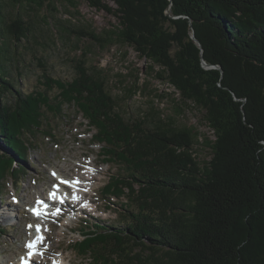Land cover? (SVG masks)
I'll return each mask as SVG.
<instances>
[{
  "label": "trees",
  "instance_id": "1",
  "mask_svg": "<svg viewBox=\"0 0 264 264\" xmlns=\"http://www.w3.org/2000/svg\"><path fill=\"white\" fill-rule=\"evenodd\" d=\"M61 1L73 15L78 0ZM85 1L118 24L94 33L57 18L55 0H0V191L22 176L37 133L54 137L47 112L62 117L74 106L101 161L118 166L101 195L120 209L117 222L83 220L77 256L92 264H264V0ZM51 18L60 34L128 45L159 66L157 78L180 96L174 114L152 108L125 118L103 71L83 59L72 79L43 70L44 89L22 93L10 79L20 61L12 46L46 41ZM189 103L213 131L204 138L208 160L196 157L200 133L176 123Z\"/></svg>",
  "mask_w": 264,
  "mask_h": 264
},
{
  "label": "rangeland",
  "instance_id": "2",
  "mask_svg": "<svg viewBox=\"0 0 264 264\" xmlns=\"http://www.w3.org/2000/svg\"><path fill=\"white\" fill-rule=\"evenodd\" d=\"M113 8L116 5L107 0ZM57 18L69 19L72 26L100 33L118 24V19L105 10L91 7L85 0H78L73 15H67L61 0H55ZM50 30L47 39L40 43L20 41L17 48L12 46L14 57L20 58L17 67H12L10 79L22 93L35 89L43 90L41 74L43 70L55 78L70 80L76 75V64L84 60L87 67L103 71L107 86L113 95L119 96L120 110L125 118L137 119L149 114L150 109L158 110L163 116L174 114L173 107L180 101L179 93L167 82L157 78L161 68L152 64L135 49L124 44L110 45L105 48L90 37H78L72 31L60 34L56 30L54 19H49ZM86 52V56L82 53ZM21 53L22 57H19ZM73 76V77H72ZM46 87V86H45ZM48 93H55L53 89ZM130 95V96H129ZM9 99V98H8ZM64 116L54 117L47 112L49 124L54 128V137H44L37 133V146L29 152L24 162L23 174L17 182L8 178L0 191V264H18L25 247V241L33 231L34 221L26 207L35 205V197L47 193L52 176L56 171L67 177H79L81 174H94L95 180L82 206L61 221L51 220L53 229L49 231V257L44 256L48 264H92L89 258L77 256L74 243L81 237L78 234L83 228V220H102L117 222L116 210L119 205H107L101 197L103 185L108 176L118 170L116 164L101 161L99 145L91 144V132L85 121L76 113L74 106L63 108ZM204 112L192 103L183 106L182 115H176L179 126L194 127L199 133L201 144L196 145L198 160L210 158V148L204 138L214 139L213 131L204 120ZM45 124V123H44ZM46 129V127H45ZM94 160L95 166L86 173V164ZM13 196L20 200L13 203ZM116 202V200H114ZM78 207L85 210L80 212ZM68 224L69 226H67ZM32 225L33 227H29ZM71 227V229H69Z\"/></svg>",
  "mask_w": 264,
  "mask_h": 264
},
{
  "label": "snow or ice",
  "instance_id": "3",
  "mask_svg": "<svg viewBox=\"0 0 264 264\" xmlns=\"http://www.w3.org/2000/svg\"><path fill=\"white\" fill-rule=\"evenodd\" d=\"M55 175V173H54ZM60 183L62 184H66V185H69V186H74V185H78L80 183L79 179H75V180H63L61 179ZM53 188H54V191L50 192L49 193V198L50 199H53V200H59L61 203H63L64 199H65V196L67 194H64V195H59V184L57 185H53ZM73 199H78V197H76L75 195L73 196ZM38 203L40 204H44L45 202L44 201H38ZM60 209H56V213H59ZM33 213L37 216L41 215L42 213L38 210V209H33ZM29 227H33L32 225H29ZM35 228L37 230V232L39 233L40 230H41V226L40 225H35ZM43 241V236H40L39 237V240L35 243H39V242H42ZM35 243L34 242H30L27 247L29 249H35ZM33 254H40L42 255V253H39V252H33V251H30L29 252V257L32 256ZM25 264H31L30 261H26Z\"/></svg>",
  "mask_w": 264,
  "mask_h": 264
},
{
  "label": "water",
  "instance_id": "4",
  "mask_svg": "<svg viewBox=\"0 0 264 264\" xmlns=\"http://www.w3.org/2000/svg\"><path fill=\"white\" fill-rule=\"evenodd\" d=\"M192 38H193V40H194L195 42H197V44L200 46L199 41L195 38L194 35H192ZM202 62H203L202 64H203V67H204V68L214 67V66H212V65H210V64L205 63L204 61H202Z\"/></svg>",
  "mask_w": 264,
  "mask_h": 264
},
{
  "label": "bare ground",
  "instance_id": "5",
  "mask_svg": "<svg viewBox=\"0 0 264 264\" xmlns=\"http://www.w3.org/2000/svg\"><path fill=\"white\" fill-rule=\"evenodd\" d=\"M73 77V76H72ZM94 161V160H93Z\"/></svg>",
  "mask_w": 264,
  "mask_h": 264
}]
</instances>
